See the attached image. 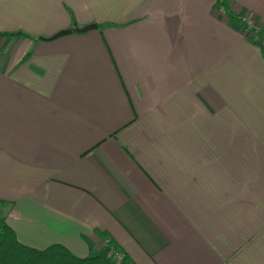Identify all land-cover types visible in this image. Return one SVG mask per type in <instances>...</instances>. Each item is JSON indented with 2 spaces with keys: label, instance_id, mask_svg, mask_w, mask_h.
I'll use <instances>...</instances> for the list:
<instances>
[{
  "label": "crops",
  "instance_id": "crops-1",
  "mask_svg": "<svg viewBox=\"0 0 264 264\" xmlns=\"http://www.w3.org/2000/svg\"><path fill=\"white\" fill-rule=\"evenodd\" d=\"M264 0H0V222L77 258L264 264ZM97 28L46 41L61 31Z\"/></svg>",
  "mask_w": 264,
  "mask_h": 264
},
{
  "label": "trees",
  "instance_id": "trees-1",
  "mask_svg": "<svg viewBox=\"0 0 264 264\" xmlns=\"http://www.w3.org/2000/svg\"><path fill=\"white\" fill-rule=\"evenodd\" d=\"M251 31H248L250 33ZM7 36H23L22 33H0V38ZM252 44H255L252 41ZM264 51V48H261ZM112 249L121 253L112 242L99 255L87 258H77L66 248L53 245L44 250L26 247L18 242L13 230L6 224L0 222V264H114L107 257L108 251ZM123 254V253H122ZM124 255V254H123ZM120 264H132L126 255Z\"/></svg>",
  "mask_w": 264,
  "mask_h": 264
},
{
  "label": "rangeland",
  "instance_id": "rangeland-1",
  "mask_svg": "<svg viewBox=\"0 0 264 264\" xmlns=\"http://www.w3.org/2000/svg\"><path fill=\"white\" fill-rule=\"evenodd\" d=\"M242 20V22L244 21V19H241ZM244 24H246L245 26H246V28H245V30L247 31V33H248V31H251V32H253L254 34V42H255V34H256V30H258L256 27H254V25H252V23L251 22H248V21H244ZM250 26V27H249ZM260 31V30H259ZM23 34V33H22ZM255 44L257 45V43L255 42ZM258 46V45H257ZM259 47V46H258ZM260 48V47H259ZM261 49V48H260ZM1 51V50H0ZM105 248L110 244V242L109 241H105ZM107 257H109L113 262H114V264H120L121 263V261H122V258L124 257V255L122 254V252L121 253H118L116 250H113V252H112V249H110L109 251H108V253H107ZM120 259V260H119Z\"/></svg>",
  "mask_w": 264,
  "mask_h": 264
},
{
  "label": "water",
  "instance_id": "water-1",
  "mask_svg": "<svg viewBox=\"0 0 264 264\" xmlns=\"http://www.w3.org/2000/svg\"><path fill=\"white\" fill-rule=\"evenodd\" d=\"M96 28L97 27L95 25H89V26H86V27L81 28V29L61 31V32L55 34L53 37H51L49 39H44V40L53 41V40H56L57 38H60L62 36L70 35L71 33H84V32H87L89 30H93V29H96Z\"/></svg>",
  "mask_w": 264,
  "mask_h": 264
},
{
  "label": "built area",
  "instance_id": "built-area-1",
  "mask_svg": "<svg viewBox=\"0 0 264 264\" xmlns=\"http://www.w3.org/2000/svg\"><path fill=\"white\" fill-rule=\"evenodd\" d=\"M244 21H246L244 19ZM250 27V26H249ZM255 42L257 43V45L260 48H264V33H260L259 30H256V34H255ZM120 260V259H119Z\"/></svg>",
  "mask_w": 264,
  "mask_h": 264
}]
</instances>
